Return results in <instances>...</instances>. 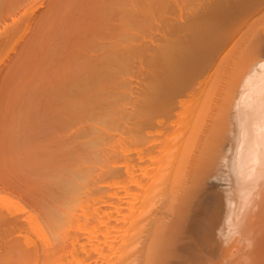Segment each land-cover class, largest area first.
<instances>
[{"label":"bare ground","instance_id":"1","mask_svg":"<svg viewBox=\"0 0 264 264\" xmlns=\"http://www.w3.org/2000/svg\"><path fill=\"white\" fill-rule=\"evenodd\" d=\"M0 5V264H264V0Z\"/></svg>","mask_w":264,"mask_h":264},{"label":"rangeland","instance_id":"2","mask_svg":"<svg viewBox=\"0 0 264 264\" xmlns=\"http://www.w3.org/2000/svg\"><path fill=\"white\" fill-rule=\"evenodd\" d=\"M1 12V5H0ZM9 21V20H8ZM3 27V21L0 13V28ZM34 28V27H33ZM18 50V49H17ZM16 50V51H17ZM15 52L0 67V82L7 75L12 61L16 56ZM45 123L44 120H37L36 122ZM47 123V122H46ZM49 126V124H47ZM32 133H30L31 135ZM44 137V136H42ZM1 140V138H0ZM1 147V142H0ZM17 151H11L10 148H0V161L6 163V173L3 175L0 173V211L6 213L7 211L16 212L15 214L20 216L19 210L22 208H30L34 205V199L31 185L28 184L32 177L31 171H27L18 164ZM16 220V218H15ZM26 228L24 229V231ZM23 233V231H22ZM29 235V233H27ZM34 235L30 234V237L34 239ZM15 236H12L13 238ZM7 239V233L0 231V247L3 245L4 240ZM2 251V249H0Z\"/></svg>","mask_w":264,"mask_h":264}]
</instances>
